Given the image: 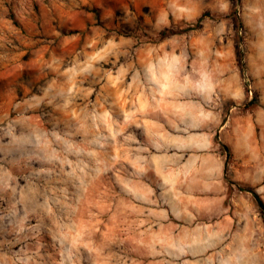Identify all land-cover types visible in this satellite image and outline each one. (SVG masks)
Listing matches in <instances>:
<instances>
[{
	"label": "rangeland",
	"instance_id": "374dc122",
	"mask_svg": "<svg viewBox=\"0 0 264 264\" xmlns=\"http://www.w3.org/2000/svg\"><path fill=\"white\" fill-rule=\"evenodd\" d=\"M170 72L253 131L219 142L220 204L169 196ZM250 191L264 0H0V264H264Z\"/></svg>",
	"mask_w": 264,
	"mask_h": 264
},
{
	"label": "crops",
	"instance_id": "0c3cea01",
	"mask_svg": "<svg viewBox=\"0 0 264 264\" xmlns=\"http://www.w3.org/2000/svg\"><path fill=\"white\" fill-rule=\"evenodd\" d=\"M197 90L189 77L169 73V129H161V140L169 145V196L204 195V203L214 198L220 204L228 188L226 159L219 150V142L233 147L236 140L248 142V133L253 139V131L229 130L232 117L225 122L222 110H215V105L205 97L198 98ZM177 238L183 242L185 237Z\"/></svg>",
	"mask_w": 264,
	"mask_h": 264
},
{
	"label": "trees",
	"instance_id": "16d2710c",
	"mask_svg": "<svg viewBox=\"0 0 264 264\" xmlns=\"http://www.w3.org/2000/svg\"><path fill=\"white\" fill-rule=\"evenodd\" d=\"M232 1L235 4L238 3V0H232ZM177 34L178 33L176 31H173V30H165V31H163L161 33V39L164 40V39L170 38L172 36H175ZM226 151H227V157H228V159H230L232 157V153L230 152V150L227 147H226ZM230 189H231V187H230ZM250 192L254 195V197H255V199H256L259 207L262 210V214L264 215V201L261 199V197L255 191H250Z\"/></svg>",
	"mask_w": 264,
	"mask_h": 264
}]
</instances>
